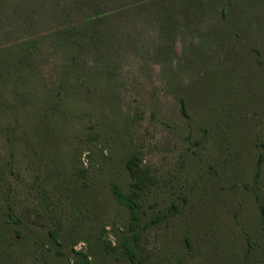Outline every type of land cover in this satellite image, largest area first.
Returning a JSON list of instances; mask_svg holds the SVG:
<instances>
[{
	"label": "rangeland",
	"instance_id": "rangeland-1",
	"mask_svg": "<svg viewBox=\"0 0 264 264\" xmlns=\"http://www.w3.org/2000/svg\"><path fill=\"white\" fill-rule=\"evenodd\" d=\"M261 205L264 0H0V264H264Z\"/></svg>",
	"mask_w": 264,
	"mask_h": 264
},
{
	"label": "trees",
	"instance_id": "trees-1",
	"mask_svg": "<svg viewBox=\"0 0 264 264\" xmlns=\"http://www.w3.org/2000/svg\"><path fill=\"white\" fill-rule=\"evenodd\" d=\"M111 189L113 192V195L115 196L116 200L118 203L127 206L132 212H134L136 203L129 198L128 196L124 195L121 191V189L115 184H111ZM261 214H262V221L264 225V206L261 205L260 207ZM125 248H126V253L128 254L129 258L132 261H136V255H135V250L133 248L132 242L130 240H127L125 243Z\"/></svg>",
	"mask_w": 264,
	"mask_h": 264
}]
</instances>
